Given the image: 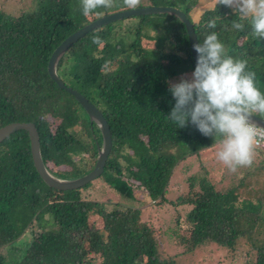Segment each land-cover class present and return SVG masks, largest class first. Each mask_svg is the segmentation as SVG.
<instances>
[{
  "label": "trees",
  "instance_id": "obj_1",
  "mask_svg": "<svg viewBox=\"0 0 264 264\" xmlns=\"http://www.w3.org/2000/svg\"><path fill=\"white\" fill-rule=\"evenodd\" d=\"M200 2L141 0L136 8L181 10L198 43L217 32L228 55L248 61L264 92V38L251 34L248 21L243 31L232 28L239 20L235 8L217 0L199 14ZM30 3L17 12L0 7V129L34 123L48 171L60 179L80 178L94 169L103 137L75 97L51 79L48 63L76 31L135 8H101L84 16L80 0ZM212 19L215 28L207 26ZM195 67L186 27L170 14L111 22L66 51L58 76L101 111L112 132V150L98 180L127 204L108 208L107 202L82 197L93 182L65 191L49 187L35 168L28 132L18 130L0 143V264H177L174 256L160 257L156 231L142 210L129 205L139 195L158 206H192L186 253L215 244L227 255H242L245 247L247 264H264V152L255 147L263 159L226 189L201 175L189 179L190 190L177 203L168 199L177 165L219 144L218 137H205L190 123L178 128L167 119L175 105L170 83ZM177 231L172 236L185 241Z\"/></svg>",
  "mask_w": 264,
  "mask_h": 264
},
{
  "label": "clouds",
  "instance_id": "obj_2",
  "mask_svg": "<svg viewBox=\"0 0 264 264\" xmlns=\"http://www.w3.org/2000/svg\"><path fill=\"white\" fill-rule=\"evenodd\" d=\"M140 2L80 0V6L88 16L101 8H136ZM218 4L236 9L239 20L231 22L233 29L243 31V21H248L251 34L264 38V0H218ZM207 26L215 28V19ZM193 49L198 54L194 72L169 85L175 105L167 119L178 128L190 123L205 137H218L217 156L232 171L251 166L255 146L264 140V127L253 120L254 113L264 115V92L257 86L256 73L249 70L246 59L226 53L217 32L208 34L203 43H194Z\"/></svg>",
  "mask_w": 264,
  "mask_h": 264
},
{
  "label": "rangeland",
  "instance_id": "obj_3",
  "mask_svg": "<svg viewBox=\"0 0 264 264\" xmlns=\"http://www.w3.org/2000/svg\"><path fill=\"white\" fill-rule=\"evenodd\" d=\"M30 2L31 0H0V7H3L7 11L17 12L19 9H27L31 4ZM216 2L217 0H201L197 8L198 13L200 14L205 9L212 7ZM186 76L190 77L191 74ZM181 78L176 79L173 83L180 82ZM219 151L220 144L203 151L201 156H192L181 161L174 170L175 172L168 190V199L171 202L177 203L178 197L185 196L190 190L188 181L191 177H200L201 175L213 177L212 179L215 181L216 187L221 190L237 183L244 176L245 169L249 166L238 167L235 171H232L219 160L217 156ZM261 158L256 153V150H254L252 164L258 165ZM205 170L211 173L208 171L204 172ZM92 184L90 188L82 191V197L91 201L107 202L108 208H111L112 204H127L104 181L97 179ZM196 189L198 190L197 187ZM243 196L245 195L243 194ZM139 197V200L128 203L130 206L142 210V219L156 231L155 234L159 241V255L162 259L174 256L177 264H247L243 256L247 251L245 247L243 248L245 250L242 255L238 252L231 256L227 255L215 244H207L192 253H186L185 244L188 242L187 238H189L188 235L191 231V225L186 222V219L192 206L173 204L158 206L154 202L145 200L142 195H139ZM176 224L177 227L174 228ZM97 226L100 228L103 226L101 220L97 221ZM172 230L173 232L178 230L176 235L180 238L182 235H185L186 240L184 241V239L172 236ZM176 238L180 242L176 241Z\"/></svg>",
  "mask_w": 264,
  "mask_h": 264
},
{
  "label": "water",
  "instance_id": "obj_4",
  "mask_svg": "<svg viewBox=\"0 0 264 264\" xmlns=\"http://www.w3.org/2000/svg\"><path fill=\"white\" fill-rule=\"evenodd\" d=\"M150 14L174 15L178 17L181 20V22L184 23L188 33L191 52L196 66L198 54L194 51L193 44L198 43V40L194 25L187 19L186 15L181 10L174 7H157V6L140 7V8L119 11L113 14L102 16L99 19L89 23L88 25L84 26L82 29L70 35L55 49L49 60L48 73L51 79H53L61 89L66 90L75 97V99L79 102V104L84 108V110L88 114L90 120L94 122L101 131L103 137V143L102 146L99 147L96 165L90 173L76 179H60L52 175L48 171V169L46 168L43 162L41 149H40L39 133L35 124L32 122L11 123L0 129V143L9 135H11L12 133L18 130H26L28 132L31 142V153L35 168L38 171L41 178L43 179V181L45 182V184H47L49 187L55 188L57 190L65 191V190L78 189L91 182H94L103 174L113 145L112 132L110 126L107 120L105 119V117L103 116V114L101 113V111L80 92L76 91L71 87L66 86L65 83L58 76L57 66L60 59L64 56L66 51L74 43H76L80 38L85 36L87 33L93 31L94 29H97L111 22H115L125 18L140 16V15H150ZM253 116H254L253 120L256 121L261 127H264V118H261L254 114Z\"/></svg>",
  "mask_w": 264,
  "mask_h": 264
},
{
  "label": "built area",
  "instance_id": "obj_5",
  "mask_svg": "<svg viewBox=\"0 0 264 264\" xmlns=\"http://www.w3.org/2000/svg\"><path fill=\"white\" fill-rule=\"evenodd\" d=\"M255 147L264 151V140H262L260 143H258Z\"/></svg>",
  "mask_w": 264,
  "mask_h": 264
},
{
  "label": "crops",
  "instance_id": "obj_6",
  "mask_svg": "<svg viewBox=\"0 0 264 264\" xmlns=\"http://www.w3.org/2000/svg\"><path fill=\"white\" fill-rule=\"evenodd\" d=\"M251 166H253V167H254L255 165H254V164H252ZM225 187H226V185H225ZM227 187H228V186H227Z\"/></svg>",
  "mask_w": 264,
  "mask_h": 264
}]
</instances>
